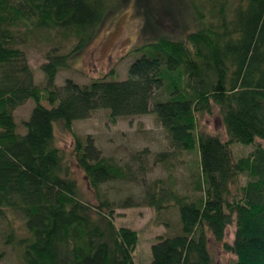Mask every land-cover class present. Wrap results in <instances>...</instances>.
<instances>
[{
    "label": "trees",
    "instance_id": "obj_1",
    "mask_svg": "<svg viewBox=\"0 0 264 264\" xmlns=\"http://www.w3.org/2000/svg\"><path fill=\"white\" fill-rule=\"evenodd\" d=\"M130 1L0 0V219L7 212L18 215L26 233L17 238L11 231L5 245L21 249L22 264H135L137 234L116 227L113 210L136 202L127 198L113 206L99 194L101 186L126 180V174L102 157L90 137H77L73 123L98 110L108 112L111 124L153 113L171 146L195 151L198 162L194 195L178 194L171 177L167 186L156 183L145 194L156 214L174 208L179 228L155 239L149 264H213L209 237L234 257L230 264H264V0H184L193 18L187 29L161 17L173 2L134 0L146 41L131 51L136 58L126 79L118 81L111 71L87 85L67 79L56 87V75L68 69L69 58ZM35 31L75 39L68 54L46 55L43 88L34 84L18 48ZM156 92L164 99L154 102ZM28 101L34 107L20 135L13 115ZM213 109L225 140L198 128ZM56 123L73 139L71 159L96 206L83 199L55 145ZM237 145L252 151L235 158L230 147Z\"/></svg>",
    "mask_w": 264,
    "mask_h": 264
},
{
    "label": "rangeland",
    "instance_id": "obj_2",
    "mask_svg": "<svg viewBox=\"0 0 264 264\" xmlns=\"http://www.w3.org/2000/svg\"><path fill=\"white\" fill-rule=\"evenodd\" d=\"M169 1L173 2L170 4L172 8L169 13L161 15L162 18L164 17L163 20L168 25L174 24L176 20L181 22L180 28H189L193 21L189 11L190 5L184 0ZM143 22L142 12L137 13L134 0H131L123 11L107 16L95 39L79 54L69 58L68 69L58 72L55 86L60 87L67 79L80 86L87 85L94 79L107 77L111 71L116 74L118 81H124L129 65L136 58L131 51L146 41L142 31ZM74 45L75 39H64L59 32L35 31L18 48L26 54L34 84L43 88L45 80L41 66L45 63L46 55L54 50L59 55L68 54ZM163 99V96L156 92L153 101ZM33 107V102L28 101L15 110L13 118L18 134H25L24 123L28 120ZM198 128L225 140L224 128L216 109H213L209 116L199 119ZM73 131L81 140L90 137L102 157L111 158L124 170L126 180L101 186L99 194L103 199L109 200L113 206H118L127 198L136 202V207L123 209L114 207L113 221L116 227H124L136 232L138 241L132 252L134 263L149 264L150 250L155 239L160 236L175 235L179 228L176 210L170 208L156 214L152 208L147 207L145 194L150 193L156 183L167 186L171 177L178 194L194 195L197 153L174 149L166 131L153 113L119 118L115 124H111L108 120V112L98 110L88 119L74 122ZM54 142L67 161L83 199L96 206L97 201L90 193L83 173L71 159L73 139L57 123L54 124ZM230 149L235 158L244 157L252 151L251 147L239 145L231 146ZM161 154H165L166 158L161 159ZM244 182L242 178L240 185ZM11 231L17 238L26 236L21 218L12 212H7L6 218L0 219V264H22L21 249L15 245H5V237ZM233 233L232 224L226 230L225 241L228 244L232 243ZM208 249L213 264H230L234 260V257L224 252L211 237L208 239Z\"/></svg>",
    "mask_w": 264,
    "mask_h": 264
}]
</instances>
